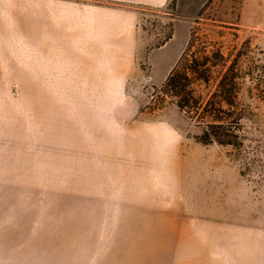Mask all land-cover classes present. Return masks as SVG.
<instances>
[{"label": "rangeland", "instance_id": "rangeland-1", "mask_svg": "<svg viewBox=\"0 0 264 264\" xmlns=\"http://www.w3.org/2000/svg\"><path fill=\"white\" fill-rule=\"evenodd\" d=\"M139 6L0 0V264H264V0ZM178 16L193 54L241 66L250 170L150 107L180 29L168 60L148 54Z\"/></svg>", "mask_w": 264, "mask_h": 264}, {"label": "trees", "instance_id": "trees-1", "mask_svg": "<svg viewBox=\"0 0 264 264\" xmlns=\"http://www.w3.org/2000/svg\"><path fill=\"white\" fill-rule=\"evenodd\" d=\"M175 1L170 0V3ZM172 35L171 24L155 48L164 45ZM193 44L192 36L164 82L160 87H154L150 107L161 109L166 103L173 105L196 124L199 129L196 141L203 145L217 144L231 148L246 170H250L262 154L260 148L263 147L256 139L248 137L249 133L252 134L251 129H259V120L251 104L242 102L245 83L241 66L236 58L226 65L220 50L211 51L209 55L205 46L198 51L199 55L193 54ZM213 75L218 77L213 80ZM262 83V79L253 82L249 89L259 91ZM250 95L253 97L255 94ZM254 143L257 144L253 146Z\"/></svg>", "mask_w": 264, "mask_h": 264}, {"label": "crops", "instance_id": "crops-1", "mask_svg": "<svg viewBox=\"0 0 264 264\" xmlns=\"http://www.w3.org/2000/svg\"><path fill=\"white\" fill-rule=\"evenodd\" d=\"M117 1H120L123 3H129V4L144 5L148 7H154V8L165 7L170 2V0H117ZM206 1L207 0H176V10L179 13H181V15L189 14L190 12L196 13V11L200 9L205 4ZM172 23H173L172 38L169 41H167L164 45L158 48H154L148 54V61L150 65H151L153 55L157 52L162 53L164 56L163 58L168 60V54L172 51L174 42L176 41L178 37V33L180 29L182 33L181 41L179 42V44L176 45V52L171 58V65L168 68L167 72L164 74L161 82H163L166 79L172 67L180 59L184 49L186 48V45L189 39V30L191 27V20L187 19L184 16H178V17L172 18Z\"/></svg>", "mask_w": 264, "mask_h": 264}]
</instances>
